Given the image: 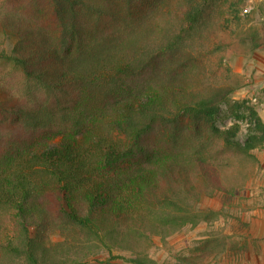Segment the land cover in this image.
<instances>
[{
    "label": "trees",
    "instance_id": "16d2710c",
    "mask_svg": "<svg viewBox=\"0 0 264 264\" xmlns=\"http://www.w3.org/2000/svg\"><path fill=\"white\" fill-rule=\"evenodd\" d=\"M152 1L126 0L131 8ZM158 1L157 16L88 41L81 27L86 12L103 14L91 0H54L61 25L54 38L21 16L0 14V36L16 40L11 59L27 86L55 100L63 92L75 96L72 103L59 98L56 111L42 118L24 108L9 111L33 135L28 143L0 130V264H87L98 245L55 242L65 226L88 231L109 253L117 245L135 255L115 259L154 264L137 250L139 238L164 240L217 220L219 212L197 205L226 189L220 165L199 155L190 160L177 148L174 156L156 157L150 137L164 130L173 142L184 117L201 122L237 88L204 84L203 70L193 68L202 61L203 37L192 45L184 38L212 0ZM201 127L193 126L198 136ZM263 142L223 145L247 154Z\"/></svg>",
    "mask_w": 264,
    "mask_h": 264
},
{
    "label": "rangeland",
    "instance_id": "374dc122",
    "mask_svg": "<svg viewBox=\"0 0 264 264\" xmlns=\"http://www.w3.org/2000/svg\"><path fill=\"white\" fill-rule=\"evenodd\" d=\"M91 1L102 8L104 15L86 12L81 25L86 41L95 34L107 38L116 31L123 33L146 16L156 14L158 9H154L160 2L153 0L131 8L126 0ZM174 5L176 1L172 3V13L180 16L182 11L174 9ZM114 13L122 23L111 17ZM0 14L21 16L50 38L58 35L61 26L54 0H0ZM172 19L176 28L177 18ZM192 27L184 38L192 45L203 37V50L199 52L202 61L193 66L195 71L203 70V83L234 85L237 89L228 101L204 113L201 122L197 119L192 125L191 118L184 117L181 132L173 142L164 130L151 136L150 142L156 157L174 156L173 148H177L190 160L199 155L217 163V177L226 189L215 191L212 197L204 196L197 205L219 212L217 220L196 228L188 225L164 240L141 237L137 250L154 264H264V142L247 154L223 145L228 139L244 147L250 138L264 137V0H212L203 18ZM15 41L0 36V130L4 134L16 132L18 139L28 143L33 135L16 117H10L9 111L24 108L39 112L42 118L46 110L56 111L59 98L60 102L72 103L75 96L63 92L55 100L43 91L31 90L24 70L11 59ZM195 125H202L200 136L195 133ZM59 138H51L50 143L55 144ZM54 241L82 247L96 243L98 246L83 260L87 264H132L115 257H135L132 251L117 245L109 253L88 231L72 226H65L63 235L54 236Z\"/></svg>",
    "mask_w": 264,
    "mask_h": 264
}]
</instances>
